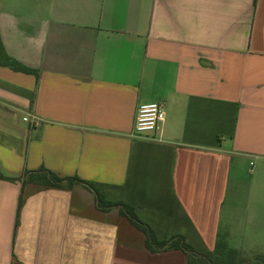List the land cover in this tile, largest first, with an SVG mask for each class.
Here are the masks:
<instances>
[{"label":"crops","instance_id":"0c3cea01","mask_svg":"<svg viewBox=\"0 0 264 264\" xmlns=\"http://www.w3.org/2000/svg\"><path fill=\"white\" fill-rule=\"evenodd\" d=\"M150 102L161 127L134 137ZM41 169L158 240L263 256L264 0H0V173ZM144 240L81 186L0 180V264H186Z\"/></svg>","mask_w":264,"mask_h":264},{"label":"trees","instance_id":"16d2710c","mask_svg":"<svg viewBox=\"0 0 264 264\" xmlns=\"http://www.w3.org/2000/svg\"><path fill=\"white\" fill-rule=\"evenodd\" d=\"M4 66L18 73L29 74L37 77V71L26 68L18 62L4 56ZM0 180L22 184L35 183L44 186L69 189L74 185L81 186L89 190L95 200V206L99 211L107 212L117 209L118 213L126 218L131 226L144 235L145 248L149 253H160L167 250H179L186 257V264H220L217 259L225 261L221 264H264L263 256H254L244 259L237 255L235 251L228 249L222 241H218L213 251L197 250L188 244L182 235H173L168 239L158 240L152 229L142 222L136 215L134 208L121 201H109L91 183L80 180L77 177L60 178L47 170L24 172L20 178H7L0 173ZM20 203V197H19Z\"/></svg>","mask_w":264,"mask_h":264},{"label":"built area","instance_id":"2783aa9c","mask_svg":"<svg viewBox=\"0 0 264 264\" xmlns=\"http://www.w3.org/2000/svg\"><path fill=\"white\" fill-rule=\"evenodd\" d=\"M163 120L164 111L160 103L140 104L136 109L132 135L134 137H143L148 134H155L159 131ZM22 121L30 127H34L37 124V119L31 115L23 116Z\"/></svg>","mask_w":264,"mask_h":264},{"label":"rangeland","instance_id":"374dc122","mask_svg":"<svg viewBox=\"0 0 264 264\" xmlns=\"http://www.w3.org/2000/svg\"><path fill=\"white\" fill-rule=\"evenodd\" d=\"M217 261H218V263H220V264H221V261H222V262H224L225 260H224V259H222V258H219V259H217Z\"/></svg>","mask_w":264,"mask_h":264}]
</instances>
